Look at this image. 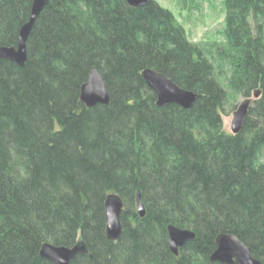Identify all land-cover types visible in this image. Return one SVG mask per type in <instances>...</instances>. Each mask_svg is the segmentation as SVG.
I'll list each match as a JSON object with an SVG mask.
<instances>
[{
  "label": "trees",
  "instance_id": "1",
  "mask_svg": "<svg viewBox=\"0 0 264 264\" xmlns=\"http://www.w3.org/2000/svg\"><path fill=\"white\" fill-rule=\"evenodd\" d=\"M33 1L0 0V48L17 47ZM224 4L225 61L216 67L155 0L138 9L127 0H49L25 67L0 59V264H53L40 256L44 244L81 242L92 256L72 264H211L220 234L264 264V0ZM226 62L234 71L223 83L217 68ZM93 69L106 80L107 107L80 102ZM146 69L198 94L193 108L158 107ZM224 85L232 96L263 91L261 121L236 138L219 119ZM138 192L147 215L131 218L114 243L105 202L116 195L132 208ZM170 225L196 234L179 260Z\"/></svg>",
  "mask_w": 264,
  "mask_h": 264
},
{
  "label": "water",
  "instance_id": "2",
  "mask_svg": "<svg viewBox=\"0 0 264 264\" xmlns=\"http://www.w3.org/2000/svg\"><path fill=\"white\" fill-rule=\"evenodd\" d=\"M152 0H127L130 7L134 9L147 6ZM49 0H34L29 21L22 27L17 47L0 48V59L12 62L23 68L28 62L27 43L35 26L37 18L40 16ZM142 78L147 87L153 91L157 98L159 107L177 105L185 110L193 108L199 95L193 91L186 90L178 86L165 74L152 69H146L142 73ZM261 95L260 90L253 93L255 99ZM80 102L88 109L97 106H108L111 97L107 89V83L102 74L97 69H93L88 81L81 88ZM252 100H245L234 113L231 131L234 134L241 132L243 123L249 113ZM124 204L120 197L111 195L105 203L107 238L117 241L122 235V213ZM137 209L141 218L146 215V209L142 201L141 192L137 193ZM168 230V244L174 255H178V250L188 242L196 239L195 232L181 229L170 225ZM87 253L85 245L81 242L72 248L57 247L50 244L42 246L40 256L53 264H71L79 255ZM212 263L220 264H262L257 259L251 249L231 234H220L216 239V250L210 258Z\"/></svg>",
  "mask_w": 264,
  "mask_h": 264
},
{
  "label": "rangeland",
  "instance_id": "3",
  "mask_svg": "<svg viewBox=\"0 0 264 264\" xmlns=\"http://www.w3.org/2000/svg\"><path fill=\"white\" fill-rule=\"evenodd\" d=\"M155 1L162 8L170 11L173 14L175 20L185 28L189 43L194 46H197V47L199 46L200 48H203L205 51V54H207L206 55L207 58L213 60L216 67L219 66L218 64L221 65V62H222L221 57L223 58V61H225V58L223 57V55L221 56L220 54V51L223 52L220 47V44L225 43V38L223 35L225 31V20H226V9H225V4H224L225 0H155ZM232 70L234 71L233 66L229 64L228 62H226L223 69L217 68V73H218L217 79L222 82L225 79V77L226 79L228 78L230 79L232 77L231 75L233 72ZM142 73L140 74L142 75ZM221 88H222V93L224 94V97L228 98L227 103L229 104L225 106L226 111H224V113L218 112L219 119H220V122L222 123L223 130L228 135H230L232 138H236L237 136L242 134V132L244 131L245 125L247 124L248 121H251V122L261 121L259 117L257 116V113L255 114V111L257 109L258 104L263 98V95H262L263 91L262 89H257L261 91V95L259 98L255 99L253 97V93L256 90L254 92H251L252 90L250 89L249 91H245L242 94L237 93L238 94L237 96H232V91L229 86H225L224 88L222 86ZM145 92H144V100L150 99L152 97L151 96L152 93L154 97L156 98V95L153 91H151L152 92L151 93L145 90ZM229 95H231L230 98H229ZM247 99L252 100L250 108H249V113L243 123L241 132L238 134H234L231 131L234 113L237 111L238 107ZM156 105H157V98H156ZM135 204L136 206L134 205L132 208H128V206L125 207V204H124L123 213H122V216H123L122 217V235L120 239L122 238L123 234L126 232V227L128 226L131 227V224H132L131 218L133 217L136 218V216L140 217L138 213V209H137V194H136ZM128 212H129V215H127ZM146 215H147V210H146ZM128 217L130 221L127 219ZM105 218H106V212H105ZM106 231H107V225H106ZM167 235H168V230H167ZM120 239L117 241H113V242L118 243ZM186 246L187 244L178 250V255H174L172 251L170 250L169 244H168V248H169L171 255L177 260H179V258L182 257L183 255L182 251ZM79 256L91 257L92 254L88 250V253L79 254L76 258H78ZM259 260L263 264V261L260 258ZM210 263L214 264L211 262V260H210Z\"/></svg>",
  "mask_w": 264,
  "mask_h": 264
}]
</instances>
